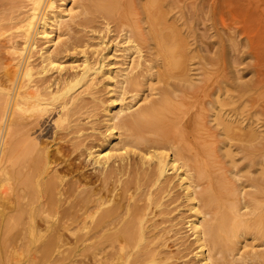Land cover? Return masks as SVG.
<instances>
[{
    "label": "rangeland",
    "instance_id": "rangeland-1",
    "mask_svg": "<svg viewBox=\"0 0 264 264\" xmlns=\"http://www.w3.org/2000/svg\"><path fill=\"white\" fill-rule=\"evenodd\" d=\"M105 1L54 0L56 13L68 11L63 13L62 22L54 29L57 39L51 49L55 63L63 67L61 74L65 80L53 84L58 73L52 68L41 74L39 52L45 44L41 37L35 41L30 62L35 66L33 80L51 81V85L45 86L52 92L66 87L59 103L45 116L43 123L31 124L21 133L28 135L30 141L35 139L40 148L49 152H54L58 145L69 152L77 151V163H83L82 172L86 178L75 173L72 179L65 164L60 170L65 172L67 181L78 178L86 181L82 184L92 194L101 189L95 177L103 174L99 166L89 161L88 153L99 150L107 153L109 150H106L111 149L116 157L123 156L125 160L114 165L123 166L125 172L122 176L113 175L116 181L110 188L114 191L107 193L110 196L106 198V208L118 203L126 210L127 200L115 194L121 193L124 187L130 190L132 187L128 192L132 196L130 206L141 208L139 210L148 215L151 247L159 246V257L163 260L159 264H202L195 256L199 248L191 223L200 216L201 221L209 222L215 215L199 200L205 191L208 198L212 195L208 178L194 190L200 194L197 201L190 199L185 186L182 187L178 172L170 171L161 186H153L155 160L150 156L163 153L172 158L173 151L126 148L127 133L121 126L123 121L144 111L159 108L164 101L179 105L188 103L183 104L186 115L181 117L182 123L176 131L177 145L185 154L183 162L187 158L189 165L195 163L192 158L197 142L194 123L198 120L213 159L214 169L208 167L206 170H211L212 179L218 175L233 195V200L218 211L219 216L230 213L231 226L238 231L230 237V248L224 259L220 255L215 258L219 262L222 260L219 264H264V235L253 226L264 209V0H115L110 10L104 8ZM27 10V0H0L1 77L7 69L5 64L11 59L7 56V46L18 40L17 30L13 28ZM99 59L103 61L101 70H98ZM13 62L18 63L17 60ZM22 63L21 60L18 65ZM87 64L93 68L89 76L83 80L81 77L73 79L82 74ZM65 101L69 105L64 109L60 105ZM111 116L114 119L111 120ZM71 126L74 128L70 129ZM109 141L112 146L108 147ZM141 158L147 163L142 164ZM181 162L182 158L176 164L179 166ZM187 170L194 180V171ZM75 199L74 196L71 201ZM194 204L201 207L202 215L193 209ZM62 233L64 239L67 238L65 243L59 248L51 246L52 252L43 249L42 264H106L107 252L113 251L102 252L103 246L99 245L79 248L76 236L67 231Z\"/></svg>",
    "mask_w": 264,
    "mask_h": 264
},
{
    "label": "bare ground",
    "instance_id": "bare-ground-1",
    "mask_svg": "<svg viewBox=\"0 0 264 264\" xmlns=\"http://www.w3.org/2000/svg\"><path fill=\"white\" fill-rule=\"evenodd\" d=\"M27 2L28 10L26 14L13 28L17 30L16 39L18 40L10 42V45L7 46L9 54L7 56H10L11 59L9 58V62L5 64L7 66L5 75L3 77L0 76V264H42L41 253L43 249L52 252L51 246L59 248L65 243V239L67 238L64 239L65 234L63 235L62 231H67L69 235L76 236L75 241L79 244V248L86 247L87 245L90 248L99 245L103 246L102 249H100L101 247L98 248L102 252L107 251V249L113 250L112 253H109V251L107 252L108 254L106 253V260L104 258L106 264L162 263L163 260L159 257V246L156 249L151 247L153 241L150 240L148 235L150 233L148 230L150 231L151 229V225H147L148 215L140 211L139 209L141 208L133 207V204V208L130 206L132 196L128 192L133 190L132 187L131 190L124 187L121 193L115 194L116 197L120 196L122 198L124 196V199L127 200L126 210L118 203L112 208H106L108 204L106 198L110 196L107 193L112 194L114 191L110 188L116 181V178L113 181V175H121V173L125 172L123 166L114 165L117 161L123 162L125 160L123 156L116 157L111 153V149H107L106 151L109 150L107 153L105 150L88 151L90 152L88 153L89 161L91 160L93 164L99 166L103 174V176L95 177L97 184L100 182L98 185H101V189H98L99 192L92 194L82 184L86 182L83 180L86 177L85 173L82 172L83 163L81 164L79 161V164L77 163L79 157L75 154L77 151L72 149L74 151L69 152L58 147V145L54 152H49V150L46 151L44 148H40V145L34 141L35 139L30 141L29 139L31 138L28 135L21 133L27 126L34 123L40 125L44 121L45 116L59 103L61 93L66 87L64 86V88L52 92L45 86L48 83L50 84L51 81L33 80L35 66L30 62V58L36 46L35 41L41 37L45 41L43 48L39 52L42 61V63L40 62L42 65H39V67L41 66V74L49 72V68H52L58 73V76L53 80V84L56 85L61 80H65L61 74L63 67L55 63L51 56V49L54 47L57 39L54 35V29L62 22L63 13L68 11L63 10V12L56 13L54 11V0H27ZM115 3V0H107L103 5L106 6L104 7L106 9ZM4 27L7 28V26ZM3 50L4 48L1 51ZM172 52L174 53V51ZM16 60L18 63L21 60L23 61L21 66L13 62ZM99 60L101 61V66L98 70H101V68H104L102 65L103 58ZM92 70L93 68L90 64H87L82 74L80 73L81 75L77 74L72 78L81 77L83 80V78L85 79L89 76ZM182 103L184 104L185 102ZM67 104L65 101L60 106L65 109ZM183 104L179 105L167 100L157 109L144 111L133 119L123 121L121 126L127 133L125 147H143L147 150L152 148L156 151L168 148L173 151L174 156L172 158L163 153H155L153 157L150 156V158L155 160L153 186L159 184L161 186L163 180L168 179L167 174L170 171L178 172L182 187L185 186L184 188L188 192L190 199L196 200L200 194L194 191L195 188L200 186V182L203 179L208 178V189L212 192L213 196L210 195V198H208L205 196V191L203 195L201 194V199H198L202 200V204L210 209L209 213L215 212V215L209 222L201 221L202 217L200 216V219L191 223V230L199 248L198 253L195 254L196 258L202 264H219L222 260L219 262L215 256L220 255L221 259H224V255L230 248L228 241L238 231L237 227L231 226L232 216L230 217V213H224L219 216L220 212L218 211L220 207L225 208V203L233 200V195H231L227 186L218 175H214L213 180L211 170H206L208 167L214 169L213 159L210 144L205 139L198 120L194 123L197 129L195 138L197 142H195V154L192 158H194L195 163L193 162L192 166L189 165L187 158H184L186 160L183 162L185 154H183L181 146L177 145L176 138V131L179 130V124L182 123L181 117L186 115L183 114V106L188 103ZM112 119H114V116H111ZM71 128L74 127L71 126ZM56 144L58 143L56 142ZM111 144L112 142L109 141L108 147ZM64 145L66 147V144ZM53 146L55 145L53 144ZM78 149L80 150V148ZM181 158L182 162L178 166L176 163L180 162ZM141 163L146 164V159L141 158ZM62 164H65L69 168L68 174H71V176L77 173L81 174L84 178L67 181L65 179L66 175L63 174L65 172L60 170ZM151 165H153V162ZM182 168L186 170L181 172ZM187 168L194 171V180H191ZM72 179L75 178L72 176ZM115 188L117 189L118 186ZM74 196L77 200L75 199L72 202L71 198L73 197L74 200ZM114 201L117 202L116 199ZM200 208L197 204L193 205L196 213L202 215V212H199L201 211ZM242 226L248 228L246 223ZM253 226L260 231L261 235H264V209L257 216ZM154 229H156V226ZM84 230L89 231L81 235L77 234L78 236L76 235V233L83 232ZM46 232L51 233L50 235L47 234L50 237H46ZM44 244L45 248H42ZM102 252H100L101 255H103ZM100 253L98 252L97 254ZM49 255L51 256V254ZM94 255L95 253L92 256ZM63 258L65 257L63 256ZM102 262L104 263V261Z\"/></svg>",
    "mask_w": 264,
    "mask_h": 264
}]
</instances>
